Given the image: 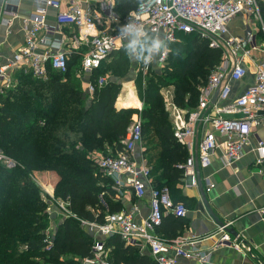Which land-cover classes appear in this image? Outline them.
Segmentation results:
<instances>
[{
	"label": "built area",
	"instance_id": "built-area-1",
	"mask_svg": "<svg viewBox=\"0 0 264 264\" xmlns=\"http://www.w3.org/2000/svg\"><path fill=\"white\" fill-rule=\"evenodd\" d=\"M38 1L44 8L54 11V24H46L43 8L22 19V44L0 65V96L16 87V76L21 74L36 80H46L49 71L64 76L69 71V54L76 56L73 73L86 77L84 92L91 96L95 88L104 83L103 78L95 77L94 72L99 70L111 53L126 47L133 38L121 36L122 26L130 21L142 25L149 36H159L166 41L167 49L154 54L153 64H164L167 61L169 46L178 41V35H197L207 39L209 48L220 49L221 57L218 65L211 70L206 85L199 88L194 109L186 112L168 100L172 96L166 97L168 110L173 117V137L184 147L192 146L198 129H204L197 142V160L201 168L211 164L218 150L221 152V164L225 168L244 156L253 129L264 124V30H261L262 43H257L258 34L254 33L249 35L245 48L242 40L229 35L227 24L244 13L257 16L264 0H142L144 7L140 3L134 10L123 15L114 11L117 0L98 1L91 7H80L75 2H69L65 10H60L58 0ZM254 51L257 53L256 58L253 56ZM260 56L263 57L260 59ZM247 65L252 68L253 82L236 98L231 99L230 83L239 82L246 76ZM148 66L143 63L140 70L145 74ZM216 92L217 98L213 103ZM141 110L139 106L138 112ZM137 120L121 142V153L99 157L96 167L113 186L131 188L137 198L144 197L148 186L149 215L137 223L134 213L138 212V208L133 206L129 212L110 214L107 221L97 228L105 236L117 234L126 245L148 247L156 264H177L176 258L209 264L207 256L194 242H186L181 237L168 241L155 233V228L164 216L170 214L185 218L188 210L183 204L172 201L168 187L151 186L150 168L145 162L139 164L132 159L136 148L142 144L141 119ZM187 138L191 139V143ZM255 152L254 163L264 166V140L257 137ZM0 167L13 170L16 162L0 151ZM179 167L183 169V176L189 185L195 187V157L189 156L185 164ZM212 188L213 184L208 182L206 192ZM54 205L62 217H73L63 201H54ZM261 214L264 215V208ZM78 221L90 230L96 227ZM220 231L215 248H238L224 227ZM43 242L45 250H49L50 237L45 235ZM187 245L190 247L185 249ZM170 252L174 253V257H168ZM105 256L102 243L94 241L91 256L81 259L78 264H108Z\"/></svg>",
	"mask_w": 264,
	"mask_h": 264
},
{
	"label": "trees",
	"instance_id": "trees-1",
	"mask_svg": "<svg viewBox=\"0 0 264 264\" xmlns=\"http://www.w3.org/2000/svg\"><path fill=\"white\" fill-rule=\"evenodd\" d=\"M141 2L118 0L116 11L126 14ZM259 9L264 22V5L260 4ZM258 35L262 38L261 32ZM184 40L186 43L169 46L168 57L175 46L172 64L178 68L167 70L175 80L167 85L174 87L175 105L189 112L196 107L197 85H206L222 51L209 48L207 39L197 35H185ZM123 50L111 53L108 59ZM104 66L105 62L94 72L95 77ZM107 66L115 76L126 70L122 60H112ZM70 75L69 71L64 76L49 71L46 80L21 75L17 86L0 96V151L23 166L13 170L0 167V264H78L91 256L92 244L99 241L78 220L100 224L106 215L122 210L112 182L102 176L88 155L121 153V142L132 126L135 111L116 110L113 106L120 89L119 78L118 83L108 80L95 88L87 99ZM146 83L150 84L143 98L147 106L140 111V119L151 185L168 187L172 201L187 208L184 200L171 194L184 179L179 166L185 164L189 154L173 137V122L159 86L149 80ZM127 97L124 95L125 100ZM37 170L56 174L53 196L62 200L73 216L57 223L49 250H45L43 240L48 210L54 204L45 195L48 199L41 198L30 178V172ZM164 217L155 233L169 240L179 236V219L173 218L172 233L168 235L162 230ZM101 243L108 264H149L139 262L138 247L125 245L119 236H106Z\"/></svg>",
	"mask_w": 264,
	"mask_h": 264
},
{
	"label": "crops",
	"instance_id": "crops-1",
	"mask_svg": "<svg viewBox=\"0 0 264 264\" xmlns=\"http://www.w3.org/2000/svg\"><path fill=\"white\" fill-rule=\"evenodd\" d=\"M98 1L102 0H58L60 10H65L69 2H75L80 7H91L95 6V3ZM116 2L114 4V11L120 15V11H116ZM40 8L45 9L46 24L53 25L54 11L50 8H44L38 0H0V65L4 64L12 52L17 50L22 44V19L28 17V15ZM227 30L230 36L242 40L246 48L248 45L246 41L249 35L254 33L258 34L261 30H264V22L260 10L257 16L244 13L231 19L227 24ZM256 41L257 43H262V38L257 35ZM121 49L126 50V47ZM253 56L256 58L255 54ZM262 57L263 56H260L259 58L261 59ZM76 62V56L69 54L67 66L72 79L74 78L72 71ZM247 68V74L241 81L230 83L231 99L236 98L248 85L252 84V68L248 65ZM20 77L22 76H16L17 83ZM82 78L86 81L85 76H82ZM123 83L125 84L120 83L122 88L114 101L113 106L116 110L128 109L131 105V101L134 106L138 103L133 81L130 79L129 81H123ZM84 88L83 86V90ZM127 89L131 90L127 92ZM125 91L128 93L126 100L124 99ZM138 107L139 106L136 107L135 111L137 114ZM238 116L239 115H236V117ZM132 118V120L135 119L134 116ZM203 130L204 129L200 127L197 136L193 138V145L185 147L189 156H197V142ZM256 137L264 140V124L253 129V134L250 137V145L245 148L244 156L230 167L225 168L222 166L220 160L221 152L219 150L216 151L211 164L207 168H201L198 165L200 182L209 207L218 221L223 224L224 228L236 232L237 236L234 237L230 234L229 236L234 243L238 244V248L231 246L214 247L215 242L221 235V227H219L207 213L197 185L195 187L190 186L188 180L184 177L176 186V191L171 194L177 200L185 201L188 213L185 218H175L170 214L166 215L164 217L166 219L163 222V232L171 235L174 219H179V224L181 223L182 225H179L180 229L177 231V235L179 236L176 238L181 237L185 239L186 242H194L196 247L207 256L209 264H264V215L261 214V210L264 208V166H257L254 163L256 157ZM186 140L191 143L190 138ZM92 153H95L98 157L102 156V154L98 152ZM107 153L108 156H113L110 152ZM146 158L141 146L136 148L132 159L140 164L142 161L146 163ZM54 176L56 178V174L53 172L42 174L44 181L49 180V178L52 179ZM37 181L39 182V180ZM151 182L152 180L150 179V185ZM208 182L213 184V188L209 192H206ZM46 185L47 186H43L39 184L43 192L51 196L54 187L53 185L51 186L49 182H46ZM145 189V194L142 198H137L130 188H125V191H123L119 196L120 198H118L122 205L121 211L129 212L133 206L138 208V212L134 213V220L137 223L146 219L150 212V190L148 186H146ZM51 201L54 204V200ZM48 215V227L51 231L50 237H52V233L54 234L56 230L57 223L61 221L63 217L55 205L50 206ZM80 226L86 228L94 240H99L101 242L106 237L97 231L93 233L94 227H91L92 229L90 230L87 226ZM163 232L162 234H164ZM112 235L118 236L117 234ZM166 240L171 241L173 239ZM137 247V260L139 262L156 264L150 255L148 247ZM189 247L190 245H187L185 249ZM168 257H174V253L170 252ZM176 261L177 264H198L195 261L185 260L183 258H176Z\"/></svg>",
	"mask_w": 264,
	"mask_h": 264
},
{
	"label": "rangeland",
	"instance_id": "rangeland-1",
	"mask_svg": "<svg viewBox=\"0 0 264 264\" xmlns=\"http://www.w3.org/2000/svg\"><path fill=\"white\" fill-rule=\"evenodd\" d=\"M184 36L185 35H178L177 36L178 41H176L174 44H178L179 42L186 43L185 40H184ZM171 50H172L171 51L172 53H170L171 55H169L167 61L164 64H153V63L149 64V66H148L145 74L140 70V68L142 69V67H143V62L135 59L134 56L132 57V56L128 55L127 51L126 50H123V52H121V54H117L116 53V54H114L115 56L114 55L113 56H110L111 59H107L106 60L105 66H104V68H102L101 73H100L99 76H101L103 78L104 83L107 82L108 80H113V81L115 80V82H117V79L119 78L120 80L118 82H120L122 84H125V83H123V81H125V80L126 81H129L131 79L133 81V85L135 87L136 96H137L138 103H139V104L137 103L135 106L136 107L137 106H140L142 109L147 106V104L144 102V99L143 98L145 97V94H146V88H148V86H150V84H147L146 82L148 80L150 82H153V84L155 86L156 85L159 86L158 87V90H159L160 95L162 96L163 103H164V107L169 112L170 117H171L172 122H173V117H172L170 111L168 110V104H167L166 97H168V95L172 96V98L170 97V99H168V100H172L173 103H174V99H173V90H174V87L172 85H169L168 86L167 85V82H175V80L173 78H170V76H168L167 70H176L178 67L175 64H172L174 62V60H175V56H174L175 46H173V48ZM254 54L255 55L257 54L256 51H254ZM112 60L113 61L114 60L115 61L116 60H122L123 64L126 65V70L123 71V72H120L118 76H115L114 73H113V71L107 66V64H109ZM72 75L74 77L72 80L77 84V86L84 93V91H83L84 79L81 76H79V75H75L73 73V71H72ZM128 78H130V79H128ZM119 85H120V89H119V92H120V90L122 88V85L121 84H119ZM202 86L203 85H201V84L200 85H197V89L198 88H201ZM128 90H131V89H127V92H128ZM119 92H118V94H119ZM127 92L125 93V95L128 96V93ZM85 96H86L87 99L91 98L90 95L85 94ZM135 106L133 105V103L131 101V105L128 107V109H131L133 111H136V107ZM176 107H178V106H176ZM133 116L135 117V119L132 120L133 118H131V123L132 124L135 121H138L137 120L138 118H141L140 117V112H138V114L134 112L133 115H132V117ZM141 148L143 149V144H141ZM88 156H89V158H91L95 162L100 157V156L98 157L95 153H90ZM20 168H23V166L19 162H16L15 169H20ZM46 172L47 171H40V170L32 171V172H30V177L32 178V181L39 188L40 196H41L42 199H48V198L45 197V196H47L50 199L52 198L51 200H54L55 202L56 201H58V202L60 201L61 202L62 200H60L59 198L56 199L53 196V192H52L51 196L50 195L48 196L46 193L43 192V189H41V187L39 186V184L40 185H43V186H47L46 185V182H49V184L51 186L53 185V187L56 184L57 176H56V178L54 176L55 179L54 178H52V179L49 178V180H47V181H44L43 180L42 174L43 173H46ZM37 180H39V182L41 181L42 183L41 182L39 183ZM111 188L115 192L117 191L119 194L122 193L123 191H125V188H122V187L121 188H116V186H113V184H112V187ZM119 194L116 193V197L117 198H120L119 197L120 196ZM50 199H48V201H50ZM109 215H106L104 217L103 222L100 223V224H94V223H91L90 222L91 224H93L94 226H96V227H94V230H93L94 232L93 233H96V231L98 233H100V230H98L97 227H101L107 221V217ZM44 235H46L47 237H50L51 231H50L49 227H47V229L44 231Z\"/></svg>",
	"mask_w": 264,
	"mask_h": 264
},
{
	"label": "clouds",
	"instance_id": "clouds-1",
	"mask_svg": "<svg viewBox=\"0 0 264 264\" xmlns=\"http://www.w3.org/2000/svg\"><path fill=\"white\" fill-rule=\"evenodd\" d=\"M140 6L144 7L143 3ZM121 36L124 38L133 37L126 45V51L128 55L134 56L135 59L142 61L145 65L153 61L154 54L161 53L162 50L167 49L165 40L160 39L159 36H149L142 25H137L131 21L122 26Z\"/></svg>",
	"mask_w": 264,
	"mask_h": 264
},
{
	"label": "water",
	"instance_id": "water-1",
	"mask_svg": "<svg viewBox=\"0 0 264 264\" xmlns=\"http://www.w3.org/2000/svg\"><path fill=\"white\" fill-rule=\"evenodd\" d=\"M217 94H218V92H216V94H215V96H214V98H213V103L215 102V100H216V98H217ZM195 171H196V179H197V188H198V190H199V192H200V197H201V200H202V202H203V204H204V206H205V209H206L207 213L209 214V216L214 220V222H215L219 227L223 228V227H224L223 224H222L220 221H218L217 217L213 214V212L211 211V209H210V207H209V204H208V202H207V200H206L205 193H204V190H203V187H202V185H201L200 178H199L197 156L195 157ZM224 230H225L228 234H230V235H232V236H234V237L237 236L236 232H234L233 230H229V229H227V228H224Z\"/></svg>",
	"mask_w": 264,
	"mask_h": 264
}]
</instances>
